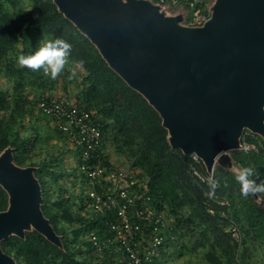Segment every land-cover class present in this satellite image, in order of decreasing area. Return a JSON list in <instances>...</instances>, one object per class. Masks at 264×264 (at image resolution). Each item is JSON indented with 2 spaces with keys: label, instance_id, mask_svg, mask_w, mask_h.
Here are the masks:
<instances>
[{
  "label": "trees",
  "instance_id": "16d2710c",
  "mask_svg": "<svg viewBox=\"0 0 264 264\" xmlns=\"http://www.w3.org/2000/svg\"><path fill=\"white\" fill-rule=\"evenodd\" d=\"M11 1L14 5L20 3V0ZM4 3L0 0V72L14 81L17 88L27 82L37 84L43 93L48 88L43 70L20 67L18 56L34 53L37 49L29 48L28 44L32 38L38 40L42 33L51 32L55 38L63 37L70 42L73 45L71 58L83 60L87 71L86 85L81 92V100L86 104L84 108H93L101 114L104 138L112 127L111 121L115 123L118 130L115 140L120 142L119 148L128 150L132 154V163L149 177V195L158 208H170L180 237L187 239L194 250L209 242L207 258L211 264H247L249 242L264 241V207L256 201L254 193L242 196L235 175L219 165L214 170L218 187L214 197L209 198V181L201 182L192 176L190 167L195 164L192 153L173 145L160 111L110 67L98 51L92 52L93 45L89 40L86 39L90 48L82 46L72 32V29L77 30L75 25L56 4L49 1L50 8H40L28 21L20 22ZM23 96L19 93L11 99L0 88V109L5 114L0 117V154L10 148L16 165L34 167L33 174L41 187V212L58 241L31 228L23 235L9 234L2 238V251L13 257L16 264H125L114 243L99 252L91 241L92 234L100 239L112 237L108 223L115 220V215L96 213L86 200L77 208L74 195L69 194L61 182L66 173L58 156L47 153L35 160L42 135L36 122H31L30 132L18 123L26 113L31 115L33 112V106L22 107L26 101ZM58 128L57 125L54 129L55 137L61 139L64 133ZM51 131L47 133V142L52 138ZM241 140L253 142L257 150L240 151L233 156L234 163L253 168L258 176L253 178L259 183L264 180V138L248 133ZM76 149L80 165V149ZM202 170L206 172L205 167ZM52 187H55L54 195L51 194ZM258 194H263L264 199V192ZM9 206L10 194L0 183V212ZM209 208L214 212H209ZM85 209L91 212L84 213ZM234 226L244 235L240 251L239 243L233 237Z\"/></svg>",
  "mask_w": 264,
  "mask_h": 264
},
{
  "label": "water",
  "instance_id": "95a60500",
  "mask_svg": "<svg viewBox=\"0 0 264 264\" xmlns=\"http://www.w3.org/2000/svg\"><path fill=\"white\" fill-rule=\"evenodd\" d=\"M85 31L110 67L162 114L174 146L197 153L208 171L232 168L244 125L264 129V0H215L201 27L160 19L153 3L55 0ZM31 166L0 155V183L10 206L0 212V240L33 227L58 238L41 212V187ZM257 197L258 193H254ZM0 264H16L0 247Z\"/></svg>",
  "mask_w": 264,
  "mask_h": 264
},
{
  "label": "built area",
  "instance_id": "2783aa9c",
  "mask_svg": "<svg viewBox=\"0 0 264 264\" xmlns=\"http://www.w3.org/2000/svg\"><path fill=\"white\" fill-rule=\"evenodd\" d=\"M183 1L186 3L182 5L189 11L187 26L201 27L211 17L210 0H159L157 3L180 5ZM38 107L80 149L79 169L86 178L88 206L96 213L115 215V220L108 223L112 237L100 239L96 234L91 235L97 251L103 252L109 243H114L125 264H159L166 245L177 239V232L166 220V210L158 208L149 195V177L128 162L116 163L111 159L105 144L104 123L92 110L65 96L41 97ZM237 150L249 152L257 147L253 142L241 140ZM192 157L195 162L190 167L192 176L201 182L214 181L213 173L208 176L203 173V159L195 152ZM208 210L214 212L212 208ZM232 230L235 240L241 243L238 228L234 226Z\"/></svg>",
  "mask_w": 264,
  "mask_h": 264
},
{
  "label": "rangeland",
  "instance_id": "374dc122",
  "mask_svg": "<svg viewBox=\"0 0 264 264\" xmlns=\"http://www.w3.org/2000/svg\"><path fill=\"white\" fill-rule=\"evenodd\" d=\"M49 1L53 4H56L58 7V4L55 0H20V3L17 5H14L11 0H4V6L6 9L11 11L16 18L20 22H26L28 21L32 16H35L38 9H45L47 7L50 8ZM139 1H148V3H153V6L156 9L157 14H155L156 17L160 19H170L175 18L177 22L182 26H187V19L188 14L184 5L186 2L183 1L180 3V5H161L158 4L156 0H139ZM123 4H129L131 2H134V0H121ZM215 3V0L209 1V9L212 8L213 4ZM59 8V7H58ZM189 12V11H188ZM63 13V12H62ZM31 16V17H30ZM65 16V15H64ZM66 17V16H65ZM67 18V17H66ZM69 19V18H67ZM78 30L72 29L73 34L79 39L82 46L86 49L88 47L90 48L88 42L93 45L92 52L98 51L100 53L99 47L94 43L92 38L85 33V31L81 30L75 22H73L71 19H69ZM71 30V28H70ZM52 40L55 39L53 33H42L41 36H39V39H30V42L28 44L29 48L37 49L39 48L41 42L43 40ZM20 47H22L20 45ZM101 54V53H100ZM71 61H75L70 57V64L68 67H71ZM69 71L66 68L65 72L61 74V76L56 80H51L49 77L44 76V81L48 82V88L45 92H41V90L38 88L37 84H27L25 82L21 86L17 88L14 81L9 80L8 77L0 72V88L3 89L5 93L8 94L11 99L15 97L17 94L22 93L24 95L23 97L26 98V101H24V105L22 107L29 108L33 106V112L30 115L29 113H26L24 119L19 120L18 123H22L24 125L25 130L30 132V124L32 121L36 122L40 126V132L42 135V139L38 142V156H36L35 160H37L39 157L44 156L45 154H53L55 156H58L59 160L61 161V166L65 169V177L62 178L61 182L66 185L68 188L69 194L74 195V200L76 201L77 208H79L81 205L85 203L86 200V178L84 174L79 169V153L75 147V145L71 142L69 137L64 133L61 139L56 138L55 135H57V132L54 131L55 128H57L56 121L48 116H45L39 109L37 101L41 97L44 96H59V97H67L68 99H73L74 101L77 100L78 105L81 107H85L86 104L81 100V92L84 89L86 85L85 76L87 74L86 68L84 66L77 69V76L75 79H68ZM39 82H42L40 79H38ZM80 100V103L78 102ZM263 112H264V104H263ZM97 116L101 117V114L96 111L95 109L91 108ZM7 115V114H6ZM5 116L3 111L0 109V117ZM264 120V119H263ZM112 127L109 128L106 134L105 138V144L108 151L109 156L111 159L116 163H124L128 162L129 164L133 165L134 167L142 170L138 165H134L132 163V154L128 152V150H121L120 142L115 140V136L118 132L116 126L114 125L113 121H111ZM164 126L167 128V125L163 122ZM59 129V128H58ZM168 129V128H167ZM51 131L52 138L47 142L46 137L47 133ZM248 133H254L258 134L259 136L264 138V129L257 131L251 129L249 126L244 125L242 127L241 132L239 133V138L241 139ZM135 147V146H134ZM9 150H11L9 148ZM240 150L234 149L229 151L231 156H235L238 154ZM1 155V154H0ZM220 164L218 162L215 163L214 169L211 171H208L206 165L203 161V166L206 168V172L203 173L205 175H210L213 173L214 177V170L217 166ZM221 166V165H220ZM34 170V167L31 166ZM201 167V169H202ZM222 167V166H221ZM224 168V167H223ZM237 168H240L238 165L234 163V166L232 168H225L228 169L232 174L235 173V170ZM211 177V176H210ZM55 187H52L51 194L54 195L55 193ZM263 194H258L257 197L254 196L256 201L260 203H264ZM83 197V198H82ZM81 198L83 200H81ZM84 202V203H83ZM227 202V200H226ZM262 203V204H263ZM86 211L91 212L90 209L83 210L84 213ZM166 220L168 223L171 224L172 228L174 229L175 233L177 232V239H174L170 241L166 245V249L163 251L161 257L158 259L159 264H211L208 260V250L210 248L209 242H206L205 245L200 246L198 249L194 250L191 244L188 242L187 239H183L180 237V230L174 225L175 223V217L172 214L170 208L166 209ZM34 228L32 223H29V225L23 227V231L27 229ZM239 230V229H238ZM238 232V231H237ZM240 232V238L242 239V236L244 235ZM11 234H15V232H11ZM239 238V236H238ZM239 243V242H238ZM239 245V250L242 248L241 244ZM187 246V247H186ZM249 255L247 259V264H264V241L262 240H256L253 243L249 242Z\"/></svg>",
  "mask_w": 264,
  "mask_h": 264
},
{
  "label": "clouds",
  "instance_id": "9594fccd",
  "mask_svg": "<svg viewBox=\"0 0 264 264\" xmlns=\"http://www.w3.org/2000/svg\"><path fill=\"white\" fill-rule=\"evenodd\" d=\"M73 45L63 37L52 40H43L38 48L32 54H21L17 58V63L22 68H28L32 71L43 70V74L51 80L58 79L66 68L69 71L68 79H75L77 69L84 65L83 60L71 61ZM235 180L240 185L241 195L248 197L253 193L264 192V180L259 183L253 177L256 176L255 171L251 167H240L235 170ZM210 191L209 198L214 197L215 189L218 187V182L209 181Z\"/></svg>",
  "mask_w": 264,
  "mask_h": 264
},
{
  "label": "crops",
  "instance_id": "0c3cea01",
  "mask_svg": "<svg viewBox=\"0 0 264 264\" xmlns=\"http://www.w3.org/2000/svg\"><path fill=\"white\" fill-rule=\"evenodd\" d=\"M70 100H71L73 103L78 104V103H77V100H75V101H74L73 99H70ZM78 102L80 103V100H79Z\"/></svg>",
  "mask_w": 264,
  "mask_h": 264
}]
</instances>
